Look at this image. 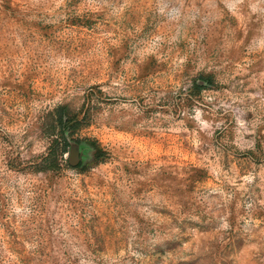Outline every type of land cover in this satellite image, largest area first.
Wrapping results in <instances>:
<instances>
[{
    "label": "rangeland",
    "instance_id": "rangeland-1",
    "mask_svg": "<svg viewBox=\"0 0 264 264\" xmlns=\"http://www.w3.org/2000/svg\"><path fill=\"white\" fill-rule=\"evenodd\" d=\"M0 264H264V0H0Z\"/></svg>",
    "mask_w": 264,
    "mask_h": 264
},
{
    "label": "trees",
    "instance_id": "trees-1",
    "mask_svg": "<svg viewBox=\"0 0 264 264\" xmlns=\"http://www.w3.org/2000/svg\"><path fill=\"white\" fill-rule=\"evenodd\" d=\"M67 145H68L67 141L65 139H63L62 149L60 151L61 152L60 156H62L63 153L66 152ZM47 156H49L48 159H52L51 162L48 164V167H50V168H57L58 167V164L56 163V160H55V156H56L55 150L54 149H51L48 152Z\"/></svg>",
    "mask_w": 264,
    "mask_h": 264
}]
</instances>
